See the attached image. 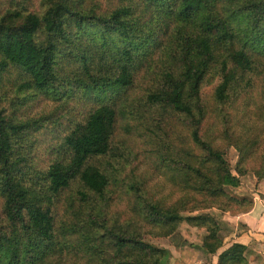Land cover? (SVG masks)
<instances>
[{
	"label": "trees",
	"instance_id": "obj_1",
	"mask_svg": "<svg viewBox=\"0 0 264 264\" xmlns=\"http://www.w3.org/2000/svg\"><path fill=\"white\" fill-rule=\"evenodd\" d=\"M26 1L0 0V73L17 68L28 76L22 85L48 88L59 78L69 31L89 22L112 56L99 62L89 87L126 93L92 106L66 130L33 182L24 178L14 138L40 128L43 115L11 118L0 106V264H169V249L142 235H168L182 220L204 227L202 248L217 252L222 222L194 211L246 209L251 198L227 188L249 170L264 177V0H113L103 11L94 0H43L42 11L23 8ZM86 2L95 8L84 10ZM86 53L78 54L84 64ZM211 72L218 76L206 97L201 87ZM138 77L144 84L136 94ZM152 105L175 115L151 116ZM135 110L137 130L126 132L141 138L145 164L120 179L103 161L118 122ZM229 145L238 152L235 172L224 157ZM160 175L169 190L156 197L149 180ZM73 182L70 216L57 220L43 203H54ZM123 185L124 217L112 211ZM246 249L233 241L217 264H249Z\"/></svg>",
	"mask_w": 264,
	"mask_h": 264
},
{
	"label": "rangeland",
	"instance_id": "obj_2",
	"mask_svg": "<svg viewBox=\"0 0 264 264\" xmlns=\"http://www.w3.org/2000/svg\"><path fill=\"white\" fill-rule=\"evenodd\" d=\"M94 1L99 5H105L99 6L102 11L108 7V4L113 2V0ZM86 3H88V6H82L84 10L92 11L90 8H95V6H91L92 3ZM22 5L23 8L36 9L38 11H42L45 7L43 0H27ZM69 34L70 42L67 45L62 43L60 49V59L58 60L59 78L48 88L38 90L22 85L28 79V76L23 70L17 68H11L0 73V106L7 112L9 117L26 118L28 114L33 116L39 113L43 115L39 119L38 125L41 126L40 128L34 130L36 128V125H34L14 138V146L18 155H23L25 158L24 178L28 182L35 181L36 175L34 172L36 169L40 170L41 167H45L49 162L48 160L51 156L50 147L60 142V138L66 130L68 131L70 127L75 126L78 121H82L89 108L104 102L113 103L115 100L118 101L126 93L123 88L99 91L89 87L93 83L92 78L97 74L95 69L99 71V62L104 63L109 62L110 59L112 60V56L108 54L109 51L106 50V46H102L103 42L99 37L98 27L89 24V22H84L82 28L75 26L72 31H69ZM43 37L44 33L41 31L37 35V41L42 40ZM79 52H87L88 60L85 64L78 57ZM84 65L89 66L85 67ZM218 68L219 59L216 61L215 68L212 71ZM217 76L216 73L211 72L209 74L211 80H204L201 87L204 96L210 95ZM142 84L144 82H142L141 77H138L136 92L134 93L141 92ZM125 105L127 106V103ZM149 109L151 116L157 115L165 118L174 117L175 115L174 111L167 106L152 105L149 106ZM46 117L48 118L46 119ZM132 117L138 122L136 110L127 114L122 121L118 122V134L114 140V148L105 157L106 162L103 161V166L108 168L109 172L113 171L116 176L120 173V179L126 175L130 176L139 173L143 170L145 164L144 158L138 155V153H142L144 146L141 138L126 132V129L131 126L133 132L137 130L135 121L131 120ZM211 122L212 119L209 117L206 124L209 125ZM224 157L230 169L235 172L234 168L238 159L236 148L232 145L227 146ZM247 172L252 171L249 170ZM149 181L154 186L156 197L166 194L169 190V186L163 182L162 175L155 178L151 177ZM77 187V182H73L67 190L60 192L58 199H55L54 203L44 201V206H50L57 220L67 217V215L70 216L68 204L71 198L75 196L74 190ZM227 189L231 193L248 196V193L241 186ZM125 190L124 185L119 188L118 196L112 205V211H120L122 217L130 214L129 208H127L128 197ZM66 196L70 198L68 201L65 198ZM200 211H208L219 221L223 220V211L216 207L201 209L194 211V213ZM183 214H187V212H183ZM224 232L225 230H222V235ZM204 233V227L193 226L182 220L178 223L175 230L168 235H153L145 230L142 236L148 242L169 249L171 253L169 264H173V257L175 256L172 249L181 244H199L202 247Z\"/></svg>",
	"mask_w": 264,
	"mask_h": 264
},
{
	"label": "crops",
	"instance_id": "obj_3",
	"mask_svg": "<svg viewBox=\"0 0 264 264\" xmlns=\"http://www.w3.org/2000/svg\"><path fill=\"white\" fill-rule=\"evenodd\" d=\"M240 180L233 187H243L252 201L246 209L223 211L224 244L215 253L199 244H181L172 249L173 264H217L218 253L233 241L246 245L249 264H264V177L259 179L253 172H246Z\"/></svg>",
	"mask_w": 264,
	"mask_h": 264
}]
</instances>
